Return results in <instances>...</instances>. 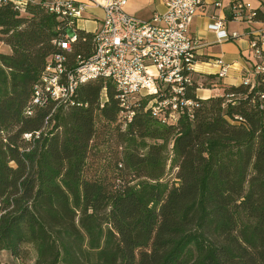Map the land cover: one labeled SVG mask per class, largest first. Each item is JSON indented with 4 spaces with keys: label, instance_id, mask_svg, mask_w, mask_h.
I'll use <instances>...</instances> for the list:
<instances>
[{
    "label": "trees",
    "instance_id": "16d2710c",
    "mask_svg": "<svg viewBox=\"0 0 264 264\" xmlns=\"http://www.w3.org/2000/svg\"><path fill=\"white\" fill-rule=\"evenodd\" d=\"M28 12L0 5L11 50L0 54V251L24 260L32 247L39 264H264V84L203 98L195 79L191 110L165 124L150 98L127 121L104 79L29 114L66 25ZM76 31L70 63L94 44ZM101 135L113 143L105 157Z\"/></svg>",
    "mask_w": 264,
    "mask_h": 264
},
{
    "label": "built area",
    "instance_id": "2783aa9c",
    "mask_svg": "<svg viewBox=\"0 0 264 264\" xmlns=\"http://www.w3.org/2000/svg\"><path fill=\"white\" fill-rule=\"evenodd\" d=\"M258 2V7H252L239 0L233 6V20L252 25L246 33L251 50L249 70L242 81L250 87L264 84V0ZM9 3L21 14L39 5L66 25L56 42L60 51L47 57L27 113L45 105L49 97L57 104L69 103L79 86L97 79L111 80L116 85L127 121L143 98H150L153 116L164 124L177 121L179 112L190 111L194 105L186 95L195 82L197 51L202 44L190 28L205 0H165V11L154 13L150 19L129 14L128 0H0V5ZM90 4L104 13L92 32L96 47L70 63L69 52L78 39V21L85 18ZM215 5L221 6L222 0H215ZM210 28L220 40L243 36L236 31L229 34L222 20H216ZM215 63L220 67V76L228 75L229 64L221 58ZM65 71H72L73 84H66ZM105 96L106 88L102 92ZM261 97L264 99V91Z\"/></svg>",
    "mask_w": 264,
    "mask_h": 264
},
{
    "label": "crops",
    "instance_id": "0c3cea01",
    "mask_svg": "<svg viewBox=\"0 0 264 264\" xmlns=\"http://www.w3.org/2000/svg\"><path fill=\"white\" fill-rule=\"evenodd\" d=\"M239 0H222V5H215V0H205L203 9L195 16L191 24V34L202 44L197 51L195 79L200 83L197 95L203 98L218 96L224 93V88L238 85L248 74L250 46L246 33L251 26L233 20L234 4ZM258 7V0H240ZM91 5V4H90ZM92 14L84 12V19L78 21V27L93 32L100 24L103 10L89 6ZM86 9V10H87ZM165 0H128L126 10L129 14L142 19H150L154 13L165 11ZM216 20L224 22V29L229 33L239 32L243 36L237 39L220 40L218 34L210 28ZM223 59L230 65L228 75H219L220 67L215 63Z\"/></svg>",
    "mask_w": 264,
    "mask_h": 264
},
{
    "label": "rangeland",
    "instance_id": "374dc122",
    "mask_svg": "<svg viewBox=\"0 0 264 264\" xmlns=\"http://www.w3.org/2000/svg\"><path fill=\"white\" fill-rule=\"evenodd\" d=\"M86 14H92V11H90V9H87L86 11ZM249 25V24H247ZM252 27V25H250ZM10 47L7 43H5L4 41H1L0 40V54L1 53H10ZM196 79H198L199 77L198 76H195ZM104 96V95H103ZM102 99H105V97H102ZM100 141H103L104 143L100 146V149H103L105 152L104 153V157L108 155V153H106L108 150H110L109 148H111L112 146V142L111 140H109V135H101L100 137ZM99 141V139H98ZM103 156V155H101ZM92 161H94V165H95V170L97 171L96 168L99 169L98 172H100V167L101 165H103L102 163H104V160L103 158L101 157H98V155L94 156ZM94 170L92 171L91 174H94ZM173 175H174V171L172 169H169L167 171V174H166V177H165V180H173ZM37 253L36 251L34 250V248L30 247V254L29 256L22 260L21 258L18 259L16 258L15 256H12L10 254L9 251H6V250H2L0 251V264H39L37 262ZM61 264V262L59 263Z\"/></svg>",
    "mask_w": 264,
    "mask_h": 264
},
{
    "label": "bare ground",
    "instance_id": "6f19581e",
    "mask_svg": "<svg viewBox=\"0 0 264 264\" xmlns=\"http://www.w3.org/2000/svg\"><path fill=\"white\" fill-rule=\"evenodd\" d=\"M93 47H96V40H94ZM65 75L67 77V84H73L72 71H65Z\"/></svg>",
    "mask_w": 264,
    "mask_h": 264
}]
</instances>
